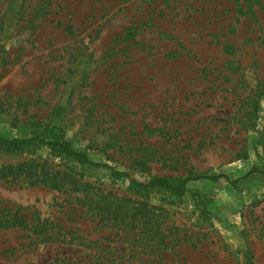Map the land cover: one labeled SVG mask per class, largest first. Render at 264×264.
<instances>
[{
    "label": "rangeland",
    "instance_id": "obj_1",
    "mask_svg": "<svg viewBox=\"0 0 264 264\" xmlns=\"http://www.w3.org/2000/svg\"><path fill=\"white\" fill-rule=\"evenodd\" d=\"M37 124L140 180L228 178L143 195L44 147L0 150V264H264V0H0V132ZM20 163L154 205L160 232L99 223L100 202L32 184ZM16 212L60 235L8 226Z\"/></svg>",
    "mask_w": 264,
    "mask_h": 264
},
{
    "label": "trees",
    "instance_id": "obj_2",
    "mask_svg": "<svg viewBox=\"0 0 264 264\" xmlns=\"http://www.w3.org/2000/svg\"><path fill=\"white\" fill-rule=\"evenodd\" d=\"M33 133L25 137H8L3 135L0 132V150L13 151V152H24V151H33L40 149L42 147L47 148L50 153L57 157H65L76 161L83 167H94V168H105L107 170V175L112 181L121 180L127 178L129 180V188L137 193L143 195H148L154 191H169L175 197H183L186 193L189 192V182L200 179H219L222 177L228 178L226 175L218 176H209L206 174L201 175H189L186 177H172V176H153L146 180H140L134 177L127 171H122L108 163H101L98 161L92 160L89 155L82 150H77L72 141L66 135V131L63 127L55 124L51 125H36ZM47 163H45L46 165ZM41 169L40 174L38 170V164L34 163H20L17 166H9L11 170L17 169L15 175L24 174L26 177L30 178V183H40L47 185L54 189H66L67 191H83L85 193L84 198L78 197L79 200L85 206H90V209H96V204H99L102 207L100 214H102V219L99 220L101 223L103 220L108 219L112 222V225L115 227L122 228L131 227V226H142L146 228H154L159 231L160 224L162 223L155 213L156 206L149 205L150 208L147 209L143 205L146 203L133 202L131 200L122 199L114 204V201L111 200L108 194H103L95 186H92L88 183H81L76 179L71 173L61 172V171H50L45 169L44 166ZM7 168V167H6ZM44 168V169H43ZM5 169V168H4ZM253 171H250L251 173ZM264 175V170L261 171ZM94 189L93 195L91 191ZM96 189V190H95ZM100 196L99 199L95 196ZM126 207V209H113ZM10 225L8 226H17L22 227L23 229H32L35 234H39L47 240H52L57 238L60 233L54 232L49 225L45 223H35L29 225L24 216L16 212L11 216ZM8 222V221H7ZM137 224V225H136ZM54 224L51 223V226ZM157 234L153 235L150 238L151 240H156ZM144 237H139V240H143ZM154 242V241H153ZM57 261H62L60 264H82V262L73 261L68 256L57 257L54 259L53 263L57 264ZM87 264H119L117 261H99L90 259Z\"/></svg>",
    "mask_w": 264,
    "mask_h": 264
}]
</instances>
